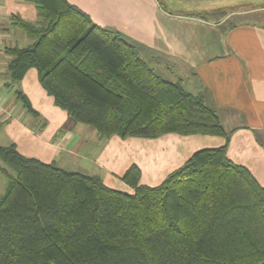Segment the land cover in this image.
I'll list each match as a JSON object with an SVG mask.
<instances>
[{
  "label": "trees",
  "instance_id": "16d2710c",
  "mask_svg": "<svg viewBox=\"0 0 264 264\" xmlns=\"http://www.w3.org/2000/svg\"><path fill=\"white\" fill-rule=\"evenodd\" d=\"M27 1L38 21L12 17L33 42L6 50L10 84L35 69L54 105L100 139L178 134L225 144L196 151L153 187L139 184L133 165L122 177L126 192L0 147L8 177L0 264H264V188L228 159L215 109L67 0ZM16 96L37 115L21 91Z\"/></svg>",
  "mask_w": 264,
  "mask_h": 264
},
{
  "label": "crops",
  "instance_id": "0c3cea01",
  "mask_svg": "<svg viewBox=\"0 0 264 264\" xmlns=\"http://www.w3.org/2000/svg\"><path fill=\"white\" fill-rule=\"evenodd\" d=\"M67 1L95 25L136 45L167 80L202 96L229 135L228 159L247 168L264 188V0ZM244 5L251 8L231 9ZM223 11L228 12L220 19L203 18ZM13 16L38 21L31 2L0 0V147L14 146L22 156L97 177L107 187L126 192L131 190L122 177L133 165L140 172L139 184L153 187L196 151L225 144L224 138L203 135L100 139L94 129L74 123L54 105L35 69L10 84L6 50L33 42L13 25ZM233 17L241 20L232 23ZM17 90L36 116L23 108ZM7 184L0 171L1 196Z\"/></svg>",
  "mask_w": 264,
  "mask_h": 264
},
{
  "label": "rangeland",
  "instance_id": "374dc122",
  "mask_svg": "<svg viewBox=\"0 0 264 264\" xmlns=\"http://www.w3.org/2000/svg\"><path fill=\"white\" fill-rule=\"evenodd\" d=\"M242 9V8H251V6H248V5H244V6H242V7H235V8H231V9H233V10H235V9ZM224 13H226L227 14V12H225V11H223ZM226 14H225V16H226ZM240 17V16H239ZM217 18V17H216ZM220 18H222V17H220ZM220 18H218V19H220ZM236 18H238V17H233V18H231L229 21L230 22H232V23H235V22H238L239 20H241V19H236ZM241 18H243V17H241ZM188 90V89H187ZM10 173H13V171L11 170V169H9V168H6ZM3 187V189L5 188V186H2ZM1 196V195H0Z\"/></svg>",
  "mask_w": 264,
  "mask_h": 264
}]
</instances>
